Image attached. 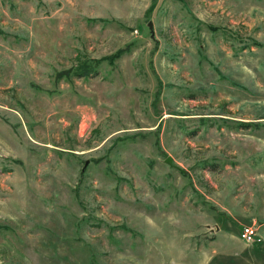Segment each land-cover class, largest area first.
<instances>
[{"label": "rangeland", "instance_id": "rangeland-1", "mask_svg": "<svg viewBox=\"0 0 264 264\" xmlns=\"http://www.w3.org/2000/svg\"><path fill=\"white\" fill-rule=\"evenodd\" d=\"M0 264H264V0H0Z\"/></svg>", "mask_w": 264, "mask_h": 264}, {"label": "built area", "instance_id": "built-area-1", "mask_svg": "<svg viewBox=\"0 0 264 264\" xmlns=\"http://www.w3.org/2000/svg\"><path fill=\"white\" fill-rule=\"evenodd\" d=\"M238 237L244 244H254L257 233L252 226H241L238 231Z\"/></svg>", "mask_w": 264, "mask_h": 264}, {"label": "trees", "instance_id": "trees-1", "mask_svg": "<svg viewBox=\"0 0 264 264\" xmlns=\"http://www.w3.org/2000/svg\"><path fill=\"white\" fill-rule=\"evenodd\" d=\"M99 65V64H98ZM82 73H78V74H75V77L76 78H81V77H84L86 74L87 75H90V76H95L97 74V70H98V66L95 64L93 66H89L88 68H82Z\"/></svg>", "mask_w": 264, "mask_h": 264}, {"label": "water", "instance_id": "water-1", "mask_svg": "<svg viewBox=\"0 0 264 264\" xmlns=\"http://www.w3.org/2000/svg\"><path fill=\"white\" fill-rule=\"evenodd\" d=\"M169 167H172L173 164L171 162V160L169 158H166L165 161H164ZM87 165V161L84 162V165L83 166H86ZM81 172H82V169H81Z\"/></svg>", "mask_w": 264, "mask_h": 264}]
</instances>
